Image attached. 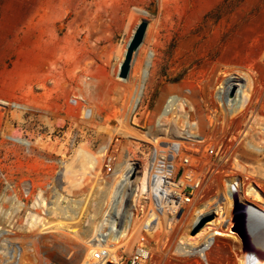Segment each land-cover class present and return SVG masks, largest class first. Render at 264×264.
Instances as JSON below:
<instances>
[{
  "label": "rangeland",
  "instance_id": "rangeland-1",
  "mask_svg": "<svg viewBox=\"0 0 264 264\" xmlns=\"http://www.w3.org/2000/svg\"><path fill=\"white\" fill-rule=\"evenodd\" d=\"M141 23L145 32L122 80ZM224 89L228 97L239 92L242 112L218 107ZM171 96L177 106L161 117ZM186 120L218 156L181 221L155 234L168 236V245L148 238V264H244L232 209L223 213L231 238L197 254L186 252V240L219 217L209 207L231 185L264 215L256 196L264 200V0H0V264H84L113 188L78 173L89 164L85 156L93 162L104 145L120 158L138 143L147 150L150 138H179ZM198 215L213 218L192 235ZM138 236L134 226L123 247H112V264H127Z\"/></svg>",
  "mask_w": 264,
  "mask_h": 264
},
{
  "label": "built area",
  "instance_id": "built-area-1",
  "mask_svg": "<svg viewBox=\"0 0 264 264\" xmlns=\"http://www.w3.org/2000/svg\"><path fill=\"white\" fill-rule=\"evenodd\" d=\"M138 101L130 108L133 118L138 114ZM177 103L176 96H171L164 108L171 112ZM178 134L177 139L150 138L147 150L143 143H138L125 149L121 158L117 148L104 145L93 154V162L84 169L80 166L78 173L83 177L102 185L113 184L102 218L96 222L88 241L93 250L85 264H112L110 249L123 247L134 226L139 236L127 264L149 263L148 238L156 237V243L160 242L162 247L168 245V236L161 238L155 234L170 232L181 221L204 184L203 169L219 152L210 138L201 134L195 121L186 120ZM64 166L60 162L58 173L62 177L66 171ZM200 218L198 215L194 225ZM208 243L212 244V239Z\"/></svg>",
  "mask_w": 264,
  "mask_h": 264
},
{
  "label": "bare ground",
  "instance_id": "bare-ground-1",
  "mask_svg": "<svg viewBox=\"0 0 264 264\" xmlns=\"http://www.w3.org/2000/svg\"><path fill=\"white\" fill-rule=\"evenodd\" d=\"M131 63H132V61H131ZM130 68H131V64H130ZM130 68H129V71H130ZM227 85H228V87H226V89L229 88V87H231V86H234L235 84L234 83H228ZM226 89H224V91H222L221 93H218L215 96V100L217 102L218 107H220L223 111H225L227 113H232L235 116L236 114H238V113H240V112L243 111V108H239L240 106L238 104L241 98H239L240 97L239 96V92H236L233 97H228L227 96V90ZM176 99H177V101H179V98L178 97H176ZM184 100L186 101V99H184ZM136 101H137V97H135V99L133 101V104ZM180 106L183 107V105H180ZM87 110L88 109L85 108V112L86 113H87ZM168 113H170V112H167V110L164 108L163 111H162V113H161V117L162 116L164 117ZM197 127H198V129L200 131V127L198 125H197ZM223 129H224V127H223ZM8 139H10V140H12V141H14L16 143L23 144V145H25L27 147L30 146L29 143L26 142V141H24L21 137H11V136H9ZM85 157H86V159H87V161L89 163L92 162V159L93 158L92 157L90 158V155L85 156ZM27 190L28 189L26 188L25 189V191H26L25 193L26 194L29 193ZM235 193L237 195V192H235ZM227 194H229V195L227 196ZM227 194L225 192L222 195V202H220L217 207H214V208H211V209L209 207V210H211L212 213L215 212L216 215H218L219 217L216 220L212 221L211 223L207 224L196 236H194V237H190L189 236V238L186 240V246H188V249H187L186 252L190 251L191 254H197V253H200L202 251H207L208 252V251L211 250L212 246L215 245L218 237H226V238H229V237L231 238L232 237L231 234L233 232L230 230V224H228L227 226H225L224 225L225 220L223 218V213L226 212V211H228V210H230V209H232V201L230 200L231 199L230 198V195L232 194V189H231V191H229V189H228L227 190ZM256 196L258 197V199H259L258 201L262 204V206L264 208V200H262L261 198H259L258 194H256ZM199 213L203 215L204 212H199ZM52 214L54 216H56V213L52 212ZM36 219H40L41 222L42 221L44 222V218H40L39 217V218H36ZM36 219H33V220L36 221ZM35 223H37V222H35ZM47 223H49V221H47ZM47 223H44L43 225H45V224L48 225ZM253 223H254V227L256 228L257 232L259 233V239L264 243V215H263V213L261 211H259L255 207H254V210H253ZM32 225H34V224L32 223ZM223 226H224V228H223ZM221 229H222V231L225 232L224 234H223V232H221ZM208 239H212V244L209 245ZM179 243L184 244L183 241H180ZM206 244H207V247L205 246ZM92 250L93 249H90L89 250V254L91 253ZM114 251L112 250V248L110 249V253H113ZM114 254H111V257L110 258L115 259L114 258ZM12 257H14V256H12ZM263 262H264V256L261 257V255L254 254V253H247V254H245L244 264H263ZM84 264H85V262H84Z\"/></svg>",
  "mask_w": 264,
  "mask_h": 264
},
{
  "label": "water",
  "instance_id": "water-1",
  "mask_svg": "<svg viewBox=\"0 0 264 264\" xmlns=\"http://www.w3.org/2000/svg\"><path fill=\"white\" fill-rule=\"evenodd\" d=\"M145 28V23L139 24L127 46L125 58L118 73V77L121 79H126L129 74L132 53L141 43ZM231 187L232 210L229 220L232 223V231L238 235L241 241V248L244 252L258 254L263 257L264 243L259 239V233L253 223L254 207L239 201L238 196L235 193V187L233 185H231ZM180 214L181 212H179L178 216H180ZM212 218V215L201 217L192 227L191 234L194 235L197 233L207 222L211 221Z\"/></svg>",
  "mask_w": 264,
  "mask_h": 264
}]
</instances>
